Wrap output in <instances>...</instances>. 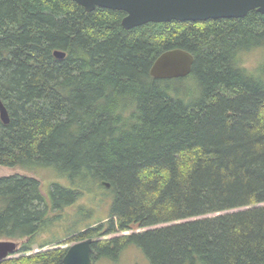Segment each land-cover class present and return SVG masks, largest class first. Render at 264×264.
<instances>
[{
	"label": "trees",
	"instance_id": "1",
	"mask_svg": "<svg viewBox=\"0 0 264 264\" xmlns=\"http://www.w3.org/2000/svg\"><path fill=\"white\" fill-rule=\"evenodd\" d=\"M125 15L0 0V165L67 181L0 176V240L27 238L0 264H62L68 247L32 252L130 230L95 240L94 260L133 244L151 264H264V14L130 29ZM175 48L192 72L153 77Z\"/></svg>",
	"mask_w": 264,
	"mask_h": 264
},
{
	"label": "water",
	"instance_id": "2",
	"mask_svg": "<svg viewBox=\"0 0 264 264\" xmlns=\"http://www.w3.org/2000/svg\"><path fill=\"white\" fill-rule=\"evenodd\" d=\"M90 12L97 7L122 10L126 12L122 20L125 28L130 29L148 22L205 21L218 18H239L252 10L264 14V0H73ZM58 58H64L66 52L56 50ZM193 54L181 48L161 53L155 60L151 74L158 79H173L188 76L193 69ZM0 115L2 121L10 122L7 106L0 97ZM110 187V183L103 181ZM88 237L68 246L62 264H95L93 243ZM21 242L14 239L0 240V261L20 252Z\"/></svg>",
	"mask_w": 264,
	"mask_h": 264
},
{
	"label": "rangeland",
	"instance_id": "3",
	"mask_svg": "<svg viewBox=\"0 0 264 264\" xmlns=\"http://www.w3.org/2000/svg\"><path fill=\"white\" fill-rule=\"evenodd\" d=\"M263 56V52L261 50H255L252 51L250 53H248L245 57V63L247 66H249L250 68L253 67H257L260 64V61L262 59ZM15 173H21V174H28V175H32V176H36L39 178V180H41V185L42 188L44 190H48L54 182L59 181L62 184H66L67 181H65V179L59 178L56 176V174L54 172H50L46 169H39L35 172H30L21 168H12L10 166H5V165H0V176H4V175H11V174H15ZM81 203L83 204H89L88 202V197L82 198ZM75 207H68L67 210H73ZM103 209V208H101ZM103 211V210H102ZM104 213V211L102 212V214ZM97 216H99L98 211H96ZM97 219L94 218L92 219V221L90 223H96ZM95 225V224H93ZM144 229H138V231H141ZM133 230L130 231H126V232H122V231H118L116 233H112V234H108V235H103L100 237L95 238V240H100V241H104L107 240L111 237H116V236H121L123 234H128V233H132ZM41 237L39 238V240H42L43 238L46 237V234H41ZM67 239H71L70 237H67L64 243H60V244H52L43 248H35L33 250L32 253H37V252H41L44 250H49V249H54V248H58V247H68L71 244L75 243V241H70V242H66L68 241ZM27 240V238L24 239H19L17 241L21 242V246L23 245V243ZM21 253H17L15 255H12L10 258L12 257H16L19 256ZM96 256V255H95ZM95 264H151L149 262V260L147 259V257L145 256V254L143 253L142 249H140L139 247L131 244L127 247H125L119 257L117 258V260H112L109 258H98L97 256L95 257L94 260Z\"/></svg>",
	"mask_w": 264,
	"mask_h": 264
}]
</instances>
